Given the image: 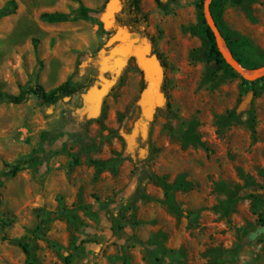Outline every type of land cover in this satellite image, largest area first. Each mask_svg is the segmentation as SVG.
<instances>
[{"label": "rangeland", "instance_id": "rangeland-1", "mask_svg": "<svg viewBox=\"0 0 264 264\" xmlns=\"http://www.w3.org/2000/svg\"><path fill=\"white\" fill-rule=\"evenodd\" d=\"M120 1L0 0V91L82 86L52 107L33 94L0 103V172L37 158L0 182V264H264V90L211 73L192 30L203 26L200 0H142L169 107L133 139L146 78L129 50L142 39L112 27ZM81 4L102 15L78 18ZM45 12L71 19L49 23ZM223 20L249 45L258 68L246 73L264 70V0L229 1ZM118 56L116 84L89 101ZM141 164L159 180L116 235Z\"/></svg>", "mask_w": 264, "mask_h": 264}, {"label": "trees", "instance_id": "trees-1", "mask_svg": "<svg viewBox=\"0 0 264 264\" xmlns=\"http://www.w3.org/2000/svg\"><path fill=\"white\" fill-rule=\"evenodd\" d=\"M206 0H200L199 11L203 21V26L199 29H192L193 32L198 35L204 45V59L211 69L213 75H217L218 72L223 71L224 74L234 76L237 71L230 65L225 59L224 55L219 49L216 37L211 27L207 24L204 16V4ZM231 1L236 4H241L243 0H212L210 4L211 13L214 20L220 29L223 38L226 42L232 57L243 68L248 70H257L258 67L252 63L248 57L247 48L249 45L240 38L234 36L230 29L225 25L223 17L225 7L227 3ZM121 9L114 13L112 27L116 30H123L130 35H138L141 39H148L154 48L155 39L150 36L147 31L148 18L142 15V0H121ZM165 6V4H163ZM7 11L0 10V18L6 15ZM102 15L101 10L91 9L81 4L78 9V18L89 20L92 18L100 17ZM41 18L49 23H63L71 19V15L61 12H45ZM156 53V52H154ZM162 61L164 69L166 68V62L159 55ZM242 80L246 84L260 85L264 90V76L259 80L250 81L242 77ZM81 84L73 83L72 81L65 82L64 84L56 87L53 90L47 91L41 84L28 85L22 87L19 94H10L0 91V103H8L14 105H20L27 101L28 96L33 94L39 97L43 106L52 107L60 99L72 97L81 89ZM169 107V104H166ZM37 161V158L30 160H24L11 165L5 163V170L0 172V182L5 181L9 177H15L26 164H31ZM136 184L134 190L126 198L122 199L118 217L112 222V230L116 235L121 234L129 226L128 213L133 209L137 201L145 194V187L148 183L157 182L158 176L147 166L141 164L137 167L135 172ZM25 250L28 252L27 248ZM27 264H36L34 258Z\"/></svg>", "mask_w": 264, "mask_h": 264}, {"label": "water", "instance_id": "water-1", "mask_svg": "<svg viewBox=\"0 0 264 264\" xmlns=\"http://www.w3.org/2000/svg\"><path fill=\"white\" fill-rule=\"evenodd\" d=\"M211 1L212 0L205 1L204 16L207 24L211 27L212 31L215 34L220 51L224 55L227 62L232 65V67H234V69L238 73H240L242 77L250 81L259 80L264 76V70H262L260 73L248 74L246 73V69L243 68L232 57L228 47L226 46L223 35L211 13ZM119 31L123 32V34L125 32L123 30ZM129 48V50L132 51L133 55L135 56L146 78V87L141 96V106L144 113V122L141 125H137V128L132 136V138L134 139L137 137L140 130H142V134L147 131L157 109L163 108L166 104L165 97L162 92V84L166 73L159 55L154 53V48L148 39H142L140 44L134 45L133 47ZM126 61L127 59L124 56H118L116 58L115 67L112 69L114 78L106 81L100 89H94L89 94V101L97 103L107 95L110 88L114 84H116L117 77L121 73Z\"/></svg>", "mask_w": 264, "mask_h": 264}]
</instances>
